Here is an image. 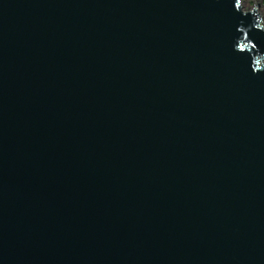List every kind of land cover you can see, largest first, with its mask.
Masks as SVG:
<instances>
[{
    "label": "water",
    "instance_id": "water-1",
    "mask_svg": "<svg viewBox=\"0 0 264 264\" xmlns=\"http://www.w3.org/2000/svg\"><path fill=\"white\" fill-rule=\"evenodd\" d=\"M243 4L0 0V264H264Z\"/></svg>",
    "mask_w": 264,
    "mask_h": 264
},
{
    "label": "rangeland",
    "instance_id": "rangeland-1",
    "mask_svg": "<svg viewBox=\"0 0 264 264\" xmlns=\"http://www.w3.org/2000/svg\"><path fill=\"white\" fill-rule=\"evenodd\" d=\"M243 7L245 10H251L254 8V0H244ZM261 12L263 13V10L261 9Z\"/></svg>",
    "mask_w": 264,
    "mask_h": 264
},
{
    "label": "trees",
    "instance_id": "trees-1",
    "mask_svg": "<svg viewBox=\"0 0 264 264\" xmlns=\"http://www.w3.org/2000/svg\"><path fill=\"white\" fill-rule=\"evenodd\" d=\"M260 2V5L262 7L263 10V14H264V0H258Z\"/></svg>",
    "mask_w": 264,
    "mask_h": 264
}]
</instances>
